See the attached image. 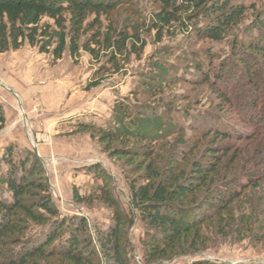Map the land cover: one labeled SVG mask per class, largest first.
<instances>
[{
  "label": "trees",
  "instance_id": "trees-1",
  "mask_svg": "<svg viewBox=\"0 0 264 264\" xmlns=\"http://www.w3.org/2000/svg\"><path fill=\"white\" fill-rule=\"evenodd\" d=\"M154 2L158 7L151 13L149 23L129 27L125 21L118 26L115 20H120L118 16L133 15L131 0H0V54L18 51L24 45L50 55L54 62L61 60L65 52L74 61L84 53L99 65L93 74L96 80L87 87L90 90L97 88L106 74H118L131 56L139 59L146 46L142 32H154L156 43L176 33H191L202 41L219 43L253 9L235 0ZM262 16L256 15L254 32L249 38L243 43L236 39L230 49L231 53L236 50L242 94H237V88H229L230 62L223 61L216 69L208 67L205 76L202 64L195 63L199 76L209 80L210 75L209 85L225 105L245 114V119L241 117L243 121L252 119V126L245 123L249 131L231 130L224 118L213 113L200 123L202 128L195 121L190 128L178 122L172 124L171 118L160 121L161 113L155 105L148 108L137 103L138 93L132 94V101H116L111 126L103 128L82 122L73 126L75 132H89L101 143L118 144L120 148L113 149V157L130 162L139 160L136 178L129 182V194L133 215L136 213L148 229V241L143 247L144 264H162L178 256L189 237L192 241L189 248L197 251L199 227L221 217L234 201L239 202L246 190L258 189L263 184L264 104L263 95L259 94L264 87H257L258 82L264 83ZM206 55L211 57L209 52ZM148 77L143 84L145 93L140 95L156 98L162 92L157 85L159 78L152 73ZM140 118L146 119L147 127H140ZM4 125L0 108V130ZM177 129L181 133L197 134L194 150L207 139L217 145H210L198 162L182 167L170 159L160 170L150 150H155L152 146L164 142ZM132 142L149 143V147L146 151L127 149L125 146ZM39 163L31 154L23 153L17 159L11 149L0 159V264H39L38 260L43 258H56L64 264H93L97 263L98 255L99 264H127L121 235L125 222L121 215L113 214L111 228L100 231L94 245L86 236L85 219L59 216L41 177ZM92 170L99 172L97 167ZM74 199L77 203L83 201L77 194ZM28 223L40 228L27 236ZM261 226L263 230L264 223Z\"/></svg>",
  "mask_w": 264,
  "mask_h": 264
},
{
  "label": "rangeland",
  "instance_id": "rangeland-1",
  "mask_svg": "<svg viewBox=\"0 0 264 264\" xmlns=\"http://www.w3.org/2000/svg\"><path fill=\"white\" fill-rule=\"evenodd\" d=\"M235 1L253 9L221 42L202 41L191 33H176L156 43L154 32H142L141 38L146 46L139 59L131 56L118 74H106L101 84L90 90L87 87L96 80L93 74L99 65L84 53L74 61L65 52L61 60L54 62L50 55L24 45L18 51L0 54V108L5 119L0 130V159L7 149H11L17 159L23 153L37 157L41 177L45 179L51 203L59 216L85 219L86 236L94 245L98 233L111 228L113 214L121 215L125 222L121 235L127 264H144L143 247L148 241V229L136 213L133 215L130 207L129 182L136 178L135 170L140 162L138 159L130 162L123 157H113V149L120 148L118 144L101 143L89 132H75L73 126L78 122L103 128L111 126L116 101H132V94L138 93L137 103L148 108L155 105L161 113L160 121L171 118L172 124L178 122L189 128L195 121L202 128V122L211 118L213 113L224 118L231 130L249 131V125L254 123L252 119L243 121L245 114L225 105L209 85L212 81L210 75L206 80L197 74L195 68L196 62L202 64L205 76L209 73L208 67L216 69L221 62H230L229 88H237V94H242L243 80L238 78L240 67L237 66L236 50L231 53L230 49L236 39L243 43L254 32L256 15L263 14L264 18V0ZM131 2L133 15L118 16L117 25H123L122 21L129 27L148 24L158 5L154 0ZM208 52L210 58L206 55ZM151 73L159 78L157 85L162 88L156 98L140 95L145 93L143 84L150 79ZM263 85L258 82L257 87L261 89ZM261 93L259 96L263 95L261 103L264 104V90ZM142 126H148L145 118L141 119ZM196 137L197 134L181 133L177 129L164 142L158 141L152 146L155 150L149 149L157 168L163 170L170 159H175L182 167L202 160L203 153L214 140L201 141L194 150ZM148 144L132 142L125 147L146 151ZM95 167L99 171L97 174L92 170ZM75 194L83 199L81 203L75 201ZM108 199L111 201L107 202ZM263 223L264 181L258 189L246 190L239 202L234 201L221 217L199 227L200 239L195 243L197 251L189 248L192 245L189 237L184 252L179 251L180 255L162 264H264ZM28 225L27 236L40 228L33 223ZM95 259L99 264L101 256ZM38 262L64 264L56 258H43Z\"/></svg>",
  "mask_w": 264,
  "mask_h": 264
}]
</instances>
